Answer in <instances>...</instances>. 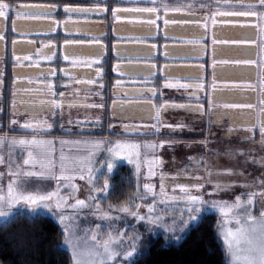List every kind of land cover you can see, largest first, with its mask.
Masks as SVG:
<instances>
[{"label": "rangeland", "instance_id": "1", "mask_svg": "<svg viewBox=\"0 0 264 264\" xmlns=\"http://www.w3.org/2000/svg\"><path fill=\"white\" fill-rule=\"evenodd\" d=\"M42 1L44 2V0ZM117 1L134 6L114 7L110 13L113 21L129 23L133 20H141L149 27H155L152 31L162 35V39L157 40L160 43L154 39L143 41L149 48V55L156 56L159 60L148 58L145 61L143 58L145 56L138 59H126L122 54L110 56L107 55L111 50L109 33L103 36L100 32L82 35L78 38L82 42H93L95 46L105 51L103 57L98 55L83 60L82 66L85 69L83 81L88 84V88L83 87L87 92L86 109L77 115H48L43 118L42 116L37 117L36 120H23L21 117V119L15 117L7 124V127L10 130H23L32 133L57 130L85 133L102 132L104 130L102 117L105 109L101 102L102 83L99 84L97 79L103 76L106 68L114 64L128 65L129 62L135 61L146 63V67L150 69L156 65V75L160 77V80L153 81L148 76L140 75L138 76L140 81H138V77L130 73L132 76L130 78L119 77V84L123 89H127V95L142 96L144 99L154 102L152 104L154 115L151 120L134 124L122 123L120 130L130 124L128 133L155 134L156 137H159L157 135L163 137L145 141L84 137L63 138L54 135L51 137L0 135V158L3 160L0 163V195L7 193L9 183H13L14 186L18 184L19 190L25 194L57 192L58 197L50 202V208L39 207L35 211L49 214L62 228L63 241L66 237L71 239L73 244L78 245L77 251L91 246L93 243L115 241L110 243V247L119 255L113 259L101 257V259H105L106 264H128L134 253L127 258L126 253L132 250L133 246L136 249L140 234L150 233L153 229L152 226L156 228L155 233L158 232L161 235L177 239L178 235H183L187 229L186 222H190V225L194 224L203 213L213 212L217 214L216 228L226 252L227 264H231L223 232L236 228L233 218L236 213L225 216L222 208L224 205H233L239 200L248 213L257 217L258 220L260 219L261 213L264 212V148L262 150L258 145L250 143L248 138L246 141H239V136L236 138L237 142L235 141L231 145H226L224 141L220 140L211 141L208 136L203 139L201 123L193 121L195 116L190 115L188 110L199 105L200 99L203 98L208 101L209 109L217 114L229 113L236 108L243 110L250 108L254 124L238 129H241L242 133L257 131L264 141V124L261 123V114L264 116L262 113L264 110V31H262L264 29V6L259 4V0H244V3H241L240 0H209V4H202L203 6H195V2L201 0H173V4L170 3L171 0ZM136 2H144L146 5L139 7ZM148 8H154L156 11L130 10ZM116 9H121V11L117 12ZM125 9H129V11H125ZM235 11H255L257 15H217L219 12ZM34 16L43 15L34 14ZM92 16H95L99 21L105 18L104 14H99L98 11L82 12L80 15L57 11L58 19L69 17L71 19L81 18L86 21ZM45 17L54 18L55 16L52 14L45 15ZM166 20L168 23H165ZM231 25L234 27L253 26L255 34L253 37L227 40L221 32ZM96 27L98 26L96 25ZM178 28H188L197 30V32L184 36L177 34L178 32L174 30ZM60 33V28H57L55 33L57 37L53 35L50 40L49 36H45L35 39V41L43 43L40 47L41 50L50 48V53L59 54L61 50L57 40ZM115 36L113 42L127 40L123 33H117ZM54 38L57 39V44L54 43ZM45 40L51 44H44ZM64 40L70 41L75 38L68 36ZM225 44L255 47L251 58L237 60L238 64L255 68L252 82L224 77L219 71H214L215 67L226 65L229 62L228 55L223 54L224 52L221 50L217 51L219 45ZM55 58L53 55L48 57L45 53H40L32 56L30 61L34 64L41 61L39 64L46 66L49 63L52 64ZM245 61L251 63H244ZM183 65L195 66L201 73L195 78L191 74L192 81L189 80V82L184 80L186 77H181L182 80L177 79L170 66L181 67ZM90 68L95 71L90 73ZM162 69L165 71L163 72ZM56 73L60 74L59 70ZM37 81L54 83L51 78L47 77L39 78ZM248 86L253 87L255 91L254 105L249 104L247 98L233 101L213 97V91L236 89L240 92ZM129 87H131L130 90ZM184 100H188L190 104ZM181 105L182 108L186 107V111L181 108ZM168 106L176 109L170 115L167 113ZM160 110L163 112L162 115L159 114ZM165 113L167 114L164 115ZM219 119L224 118L220 115ZM114 122L116 121L114 120L108 125L106 129L108 133L120 131L118 128H114ZM26 123H31L33 128H24L23 125ZM48 125L51 127L49 128ZM136 125L141 127L138 128ZM2 127L0 121V128ZM181 136H197L199 141H184L181 140ZM32 139L50 142L49 152L50 158L55 164V176L63 175L71 179L57 180L24 175L29 171L41 170L39 164L34 167L24 163L29 159L28 152L33 149L18 143L20 140L30 141ZM117 143L139 144L140 155L136 156L128 151H120L119 154L110 151L115 148ZM152 145L155 147H151ZM61 156L65 158L63 161ZM120 163L129 164L134 168L135 183L129 190V198L125 203L113 204L105 199L109 188L106 175L111 173L112 167ZM61 164H63V172ZM107 167L109 169L106 171ZM14 173L20 175L17 176ZM81 176L84 178L81 179ZM146 185L151 188V191L145 187ZM183 187L189 188V193L182 192L181 188ZM188 195L201 197L203 203L192 205L187 199ZM250 199L252 204L248 206ZM57 200L61 204L60 208L55 206ZM77 200L84 201L86 206L77 205ZM124 207L130 211H121L120 209ZM22 208L32 209L21 205L11 210L5 206L3 210L11 211L14 214L15 211ZM189 208L198 210L190 213ZM132 212H135L136 215H132ZM239 213L240 216H244L245 209H240ZM141 216L144 217L143 220L140 219ZM190 216H195L196 219L191 220ZM1 222H3L2 218H0ZM178 222H182L181 224L184 226ZM66 228L67 231H65ZM92 235L97 237L96 242L91 240ZM62 247L70 254L71 264H74L72 245H65L62 242Z\"/></svg>", "mask_w": 264, "mask_h": 264}, {"label": "trees", "instance_id": "2", "mask_svg": "<svg viewBox=\"0 0 264 264\" xmlns=\"http://www.w3.org/2000/svg\"><path fill=\"white\" fill-rule=\"evenodd\" d=\"M3 2H7L9 4L15 2V0H1ZM39 2H43L42 0H36ZM61 4L62 0H48L47 4L51 3ZM176 2V1H175ZM209 0H201L200 2H195V6L202 4H209ZM96 4L102 6L106 9L105 12H100L104 14L105 18L101 21L92 16L91 19L94 20V24L90 27L94 30V32L104 33L103 35L109 33L111 35L110 30V22L113 21L111 18V10L117 6H126L132 7V4H124L123 2H119L117 0H83V4ZM140 6H145L144 2H136ZM171 4L174 3L173 0L170 1ZM150 4V3H148ZM200 6V7H201ZM90 12V11H88ZM95 12L94 10L91 11ZM57 15V11L55 13ZM97 17V16H96ZM116 21V20H114ZM101 22V23H100ZM104 22V25H102ZM117 22V21H116ZM96 25L99 27H96ZM236 26V25H235ZM88 26L83 27V35H86L85 29L90 28ZM155 27L142 28L144 30L145 39H152V29ZM106 29V30H101ZM177 34H182L186 36V34H195L197 30H191L188 28H178L174 29ZM251 31V32H249ZM139 31L136 30L135 34H138ZM224 34V38L227 40L234 39H242L246 37H253L255 34L253 26H242V27H234L231 25L227 27V29L222 31L221 34ZM157 40L160 41L159 38L162 39V35L157 33ZM188 36V35H187ZM156 40V41H157ZM158 42V41H157ZM160 43V42H158ZM94 44V43H93ZM93 44H83V57L87 58L89 56L95 57L98 54L88 53L90 51L89 45ZM126 44V43H125ZM95 45V44H94ZM247 46L231 44L228 50L222 49L218 46L217 51H223L225 55H228V64L215 67L214 71H219L224 77L234 78V79H243L244 81L252 82L255 74V68L253 66H247L238 64L237 60H241L244 58H251V55L255 51V47L251 45V49L246 48ZM111 49V48H110ZM97 50L100 51L99 55L101 57L105 56V51L97 47ZM123 49L119 48L117 50L112 49L109 51L107 55L113 56V54H122L124 58L127 59V56L122 52ZM93 52V51H92ZM113 53V54H112ZM150 51H148L143 57L145 61L148 58L159 60L156 56L149 55ZM226 59V60H227ZM237 61V62H235ZM146 64V63H145ZM144 64V65H145ZM153 73L151 70H155ZM117 70L114 69L113 66L105 69L103 76L99 77L97 80L102 83L101 92L104 97V105L107 106L110 96H111V87L112 80L116 77L115 74ZM207 71V70H206ZM151 73V74H150ZM201 73L200 70H197L195 66L190 67L188 65H183L181 67H177V72L175 73V77L177 79L182 80L181 77H186L184 80H191L190 76L193 74V77H198ZM143 75V77L152 78L153 81L157 79L160 80V77H157V66L155 65L153 68H147L146 71L138 73ZM192 81V80H191ZM213 97H220L222 100H233L237 101L238 99L243 100L247 98L249 104L254 105V89L253 87L248 86L243 91L238 92L236 89H228L226 91L220 89L218 91H213ZM185 93V92H184ZM219 93H221L219 95ZM184 95V94H183ZM156 99V98H155ZM158 100V99H156ZM160 101V98H159ZM188 104V100H184ZM182 103V102H181ZM208 101L206 99H200V104L195 105V107L191 110H188L189 114L195 116L193 121L201 123V131L203 133L202 138L205 139V136L209 137V140H214L216 136L210 137L208 133L216 132L219 133L222 130H226L228 132V137L226 138V144L231 145L236 141L237 136H239V141H243L248 138L250 143L252 142L255 145H258L260 149L264 148L263 137L257 133V131H249L248 133H242L240 131L243 127H249L245 124L238 127L234 123V115L237 113L235 109L231 110V112L226 113L227 118L219 119L220 115L209 109ZM185 106V105H184ZM170 108V109H169ZM182 108V105H181ZM239 108V107H238ZM5 109V108H4ZM186 111V107L182 108ZM237 109V108H236ZM250 109V108H245ZM244 109V110H245ZM171 106H168L167 113L170 115L172 111H175ZM165 113L164 115H166ZM244 113V112H243ZM215 115V116H214ZM216 117V118H215ZM198 118V120H197ZM3 127L0 128V135L6 136H45V137H63V138H73V137H84V138H94V139H130V140H155L156 138H162L163 136L155 134H117V133H108L107 127L109 125V121L107 120V114L102 120V127L104 130L100 133H85V132H64V131H41L39 133H32L23 130H10L7 127V119H2L1 121ZM106 130V131H105ZM236 132L237 135L234 134ZM165 137V136H164ZM207 137V138H208ZM181 140L184 141H199L198 137H189V136H181ZM203 141V140H202ZM237 142V141H236ZM243 143V142H242ZM105 172V171H104ZM134 168L129 164L120 163L116 164L111 169V173L106 175V179L109 182L107 194L105 195V199L113 204H122L128 200V196L130 193V189L133 187L135 183V173ZM216 218L217 214L213 212L203 213L198 220L194 224H189L186 222L185 227L187 228L183 235H178L177 239H172L167 235H161L160 233H155L156 228L152 226L150 233L140 234V238L137 242V246L134 252L132 259L128 264H227L226 261V252L223 247V244L218 236L217 228H216ZM10 223L7 226L0 227V264H71L70 254L63 249L62 242L64 238V234L62 228L58 223H56L53 218L47 213H39L33 209L22 208L18 209L14 212V214L10 217ZM185 222V221H184ZM1 223H4L1 222ZM182 223V222H181ZM178 222V224H181ZM182 225V224H181ZM189 225V226H188ZM184 226V225H182ZM181 226V227H182ZM188 226V227H187ZM57 245L60 247L57 248Z\"/></svg>", "mask_w": 264, "mask_h": 264}, {"label": "flooded vegetation", "instance_id": "3", "mask_svg": "<svg viewBox=\"0 0 264 264\" xmlns=\"http://www.w3.org/2000/svg\"><path fill=\"white\" fill-rule=\"evenodd\" d=\"M61 4H47L46 1L39 2L36 0H15V2L9 4V8L6 10L7 16L0 17V121L7 119L10 122L15 117H21L26 120H36L37 117L51 115H77L82 113L87 106L86 91L83 87L88 88V84L83 81V60L91 59L83 57V44H93V42H82L80 38L83 35V27L94 24L93 19H87L86 21L71 18L57 17L56 11H61L65 14H78L88 11H100L105 12L106 9L102 6L90 3L83 4V0H62ZM141 7L140 5H138ZM71 9V11H67ZM112 11V10H111ZM80 13V14H79ZM33 14L32 16H30ZM34 14H42L43 16H34ZM54 14V18L45 17V15ZM28 17L25 19H17V16ZM111 30V43L110 48L119 49L122 48L123 53L128 58H140L143 57L148 51L145 41V32L142 28H146L147 23L144 21H131L129 23H121L119 21H113L110 23ZM57 28H60L59 39L54 38L55 44H60V53H50V48L41 50L42 47L35 39L46 37H57L55 34ZM139 31L138 34L135 32ZM86 34L96 33L90 27L85 29ZM251 32V31H249ZM117 33H123L127 40L114 41ZM103 36V32L101 33ZM74 37L75 40H64L65 37ZM154 40H157V32L153 31L151 36ZM56 40L58 41L56 43ZM44 44H51L47 40L43 41ZM126 43V44H125ZM222 49L228 50L231 44L219 45ZM45 48V47H44ZM249 50L251 46H247ZM90 51L88 53L98 54L97 46L89 45ZM41 50V51H39ZM39 51V52H38ZM93 51V52H92ZM45 53L48 57L54 56L55 60L48 65H40L39 63H31L30 58L36 54ZM113 54V53H112ZM117 70L111 87V98L107 104L104 105V97L101 92L102 105H104V115L107 114V120L109 125L114 120V128L120 130V124L124 123H138L145 120H151L154 115V109L149 99L144 97H135L127 95V89L119 84V77H132L140 76L138 74L147 70L144 63H137L135 61L129 62L128 65L117 63L112 65ZM174 73L177 72V67L170 66ZM59 70L60 74H57ZM90 73L95 69L90 68ZM153 73L155 70H151ZM164 72L165 70L162 69ZM51 78L54 83H42L37 81L39 78ZM140 81V77L137 78ZM98 81V80H97ZM64 82V84H63ZM117 86V87H116ZM128 88V87H127ZM131 87H129L130 90ZM221 93H219L220 95ZM89 100V99H88ZM5 108V109H4ZM237 112L234 115L235 125L241 126L253 125V114L250 109H235ZM244 112V113H243ZM264 115V110L262 111ZM159 114H163L160 110ZM223 114V113H222ZM224 120L228 119L227 114L221 115ZM20 118V119H21ZM124 121V122H123ZM126 121V122H125ZM261 123L264 124V116L261 114ZM137 126V125H136ZM141 127L140 125L137 126ZM130 124L128 127L124 126L117 132V134H133L128 133ZM115 133V132H113ZM235 135L236 132H234ZM210 137H215L214 140L224 141L228 137V132L224 129L219 133L210 132ZM213 141V140H212ZM227 145V144H226Z\"/></svg>", "mask_w": 264, "mask_h": 264}, {"label": "snow or ice", "instance_id": "4", "mask_svg": "<svg viewBox=\"0 0 264 264\" xmlns=\"http://www.w3.org/2000/svg\"><path fill=\"white\" fill-rule=\"evenodd\" d=\"M241 3H244V0H240ZM259 4L264 6V0H259ZM9 8L7 3L0 2V17H6V10ZM131 11H142V12H155L156 9L148 8V9H130ZM67 11H71L68 9ZM117 12L121 11V9H116ZM125 11H129V9H125ZM217 15L220 16H256L257 12L255 11H235V12H219ZM28 17L17 16V19H25ZM165 23H168L166 20ZM264 31V29H262ZM2 39V37H0ZM239 63V61L237 62ZM244 63H251L250 61H245ZM24 128H33L31 123H26L23 125ZM50 128L51 125H48ZM16 143V141H13ZM20 145L30 146L33 151L28 152L29 159L25 160V164H31L35 167V165L39 164L40 171H29L24 173L25 176L32 177L38 176L40 178H54V179H71L70 177H65L63 175L57 177L54 174L55 164L50 158L49 146L50 142L43 140H20L18 141ZM151 147H155L152 145ZM140 145L139 144H125V143H117L114 149H110L117 154L120 151H128L130 154L134 153L136 156L140 155L139 152ZM35 152V154H34ZM65 158L61 156V160L63 161ZM3 160L0 158V163ZM111 167V166H109ZM61 171L63 172V164H61ZM154 174V173H152ZM231 174V173H229ZM14 175L19 176V173H14ZM84 177L81 176V179ZM107 187V185H105ZM145 187L151 188L146 185ZM181 191L184 193H189V188L183 187ZM55 197H58L57 192H52L49 194H39V193H29L25 194L24 192L19 190L18 184L16 186L13 183H9L7 186V193L0 195V218L4 221V223H0V227L7 226L11 221L10 217L13 215L11 211H4V207L7 206L8 209H13L18 206L30 207L33 210L39 207L50 208L51 201ZM188 201L192 205H199L203 203L201 197L188 195ZM76 204L79 206H86L85 202L82 200H77ZM252 200L248 201V206H251ZM57 208L61 207L59 200L55 205ZM245 209L244 216H240L239 210ZM123 212H129L130 210L127 207L120 209ZM194 208H189V212L191 213ZM151 211V209H150ZM225 216H230L233 213H236L235 224L236 228L227 229L223 232V239L226 244V251L230 257L231 264H264V212L261 213L260 219L252 216L247 212L244 205L241 204L239 200L233 205H224L222 208ZM132 215H136L135 212L131 213ZM191 220H195V216L189 217ZM141 220L144 219L143 216L140 217ZM67 231V228L65 229ZM91 240L93 242L97 241V237L95 235L91 236ZM115 241H105L103 243H93L91 246H86L85 248L77 251L78 245L73 244L72 240L69 238H65L63 243L65 245H72L73 256H74V264H106L105 259H101V257H106L108 259L115 258L119 253L115 252L111 247L110 243H114ZM60 246L57 245V248ZM135 251L134 246L132 250L126 253V258L131 257Z\"/></svg>", "mask_w": 264, "mask_h": 264}, {"label": "crops", "instance_id": "5", "mask_svg": "<svg viewBox=\"0 0 264 264\" xmlns=\"http://www.w3.org/2000/svg\"><path fill=\"white\" fill-rule=\"evenodd\" d=\"M112 167V166H111ZM107 169H109L108 167L106 168V171H107Z\"/></svg>", "mask_w": 264, "mask_h": 264}]
</instances>
